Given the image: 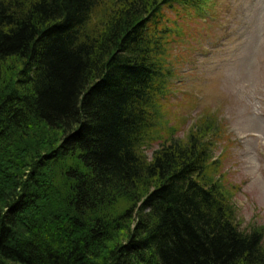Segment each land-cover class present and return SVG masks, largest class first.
<instances>
[{
	"label": "trees",
	"instance_id": "obj_1",
	"mask_svg": "<svg viewBox=\"0 0 264 264\" xmlns=\"http://www.w3.org/2000/svg\"><path fill=\"white\" fill-rule=\"evenodd\" d=\"M202 2L0 0V264H264L215 120L162 128L166 12Z\"/></svg>",
	"mask_w": 264,
	"mask_h": 264
},
{
	"label": "rangeland",
	"instance_id": "obj_2",
	"mask_svg": "<svg viewBox=\"0 0 264 264\" xmlns=\"http://www.w3.org/2000/svg\"><path fill=\"white\" fill-rule=\"evenodd\" d=\"M203 1L166 12L162 128L185 140L214 119L213 158L227 174L237 223L264 230V0ZM163 142L146 150L148 158Z\"/></svg>",
	"mask_w": 264,
	"mask_h": 264
}]
</instances>
